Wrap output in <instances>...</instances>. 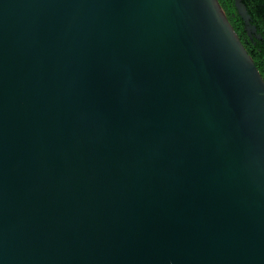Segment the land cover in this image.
<instances>
[{
  "label": "water",
  "instance_id": "obj_1",
  "mask_svg": "<svg viewBox=\"0 0 264 264\" xmlns=\"http://www.w3.org/2000/svg\"><path fill=\"white\" fill-rule=\"evenodd\" d=\"M0 264H264V78L219 0H0Z\"/></svg>",
  "mask_w": 264,
  "mask_h": 264
},
{
  "label": "trees",
  "instance_id": "obj_2",
  "mask_svg": "<svg viewBox=\"0 0 264 264\" xmlns=\"http://www.w3.org/2000/svg\"><path fill=\"white\" fill-rule=\"evenodd\" d=\"M255 27L248 30L247 23L238 12L235 0H219L229 21L239 35L248 53L264 78V0H242Z\"/></svg>",
  "mask_w": 264,
  "mask_h": 264
},
{
  "label": "flooded vegetation",
  "instance_id": "obj_3",
  "mask_svg": "<svg viewBox=\"0 0 264 264\" xmlns=\"http://www.w3.org/2000/svg\"><path fill=\"white\" fill-rule=\"evenodd\" d=\"M236 5V4H235ZM250 19H251V16H250V18H249V21L247 22L248 24H247V28H252L253 30H255V27L253 26V25H251V23H250Z\"/></svg>",
  "mask_w": 264,
  "mask_h": 264
}]
</instances>
